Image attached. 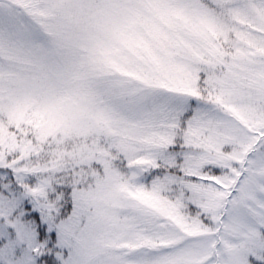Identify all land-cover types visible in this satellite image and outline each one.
<instances>
[{"label": "snow or ice", "instance_id": "1", "mask_svg": "<svg viewBox=\"0 0 264 264\" xmlns=\"http://www.w3.org/2000/svg\"><path fill=\"white\" fill-rule=\"evenodd\" d=\"M0 264H264V0H0Z\"/></svg>", "mask_w": 264, "mask_h": 264}]
</instances>
